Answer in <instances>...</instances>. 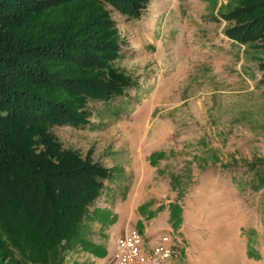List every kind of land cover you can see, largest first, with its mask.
Listing matches in <instances>:
<instances>
[{
  "label": "rangeland",
  "instance_id": "1",
  "mask_svg": "<svg viewBox=\"0 0 264 264\" xmlns=\"http://www.w3.org/2000/svg\"><path fill=\"white\" fill-rule=\"evenodd\" d=\"M238 4L151 0L139 20L105 7L120 47L109 65L133 84L89 101L84 127L49 128L109 175L54 264H105L109 232L125 221L146 237L128 214L139 177L137 199L178 207L172 226L157 220L147 236L178 247L170 264H264V51L226 37L222 15ZM111 202L118 213L108 222Z\"/></svg>",
  "mask_w": 264,
  "mask_h": 264
},
{
  "label": "trees",
  "instance_id": "2",
  "mask_svg": "<svg viewBox=\"0 0 264 264\" xmlns=\"http://www.w3.org/2000/svg\"><path fill=\"white\" fill-rule=\"evenodd\" d=\"M150 1L0 0V264H54L100 198L108 172L49 128L84 127L89 101L132 86L109 65L120 47L105 7L139 20ZM237 2L226 37L264 51V0Z\"/></svg>",
  "mask_w": 264,
  "mask_h": 264
},
{
  "label": "crops",
  "instance_id": "3",
  "mask_svg": "<svg viewBox=\"0 0 264 264\" xmlns=\"http://www.w3.org/2000/svg\"><path fill=\"white\" fill-rule=\"evenodd\" d=\"M147 165V164H146ZM124 177H126L124 175ZM142 177H139L138 181L134 184V186H137L139 184V182L141 181ZM120 184L121 186H123V182L120 180ZM133 186V188H134ZM132 188V190H130V199L131 202L129 201V205H128V214L130 216L135 214L134 216V223L135 225L144 228V232L146 233V237L143 239L144 241V251L148 252L155 244L152 240H150V238H147V236H150L151 231H150V227L153 226V224L155 225L157 220H162L166 227H170L172 226V222H170L171 220V216L173 214V212L178 208L176 204H173L174 202L172 201V199H168L166 203L160 204L158 202H145L144 198L141 199H137V197L139 195L144 194L143 191H141V193L139 194V192H137L136 190H134ZM145 196V195H144ZM102 197V196H101ZM100 197V198H101ZM99 198V199H100ZM98 199V200H99ZM97 200V201H98ZM113 201V200H112ZM136 201H139L138 206H140L141 208H138ZM96 203V202H95ZM112 207H109V210H107V214L109 213L111 215V218L109 217L108 219H105L106 222L108 220V222H111L113 217L118 213V207H116L112 202H111ZM136 205V206H135ZM135 206V209H134ZM172 213V214H171ZM173 217V216H172ZM153 220L154 222H152V224L147 225L146 223H148L146 220ZM149 220V221H150ZM151 225V226H150ZM119 227L113 228L115 231L111 230L108 234H109V254L108 257L106 258V260L110 257V255L112 254L113 250H114V245H115V241L117 238H119L120 236H122L125 232L129 231V230H135V229H129V225H127V222L125 221V223H123V225H118ZM137 231V230H135ZM138 232V231H137Z\"/></svg>",
  "mask_w": 264,
  "mask_h": 264
},
{
  "label": "built area",
  "instance_id": "4",
  "mask_svg": "<svg viewBox=\"0 0 264 264\" xmlns=\"http://www.w3.org/2000/svg\"><path fill=\"white\" fill-rule=\"evenodd\" d=\"M178 254V247L169 245L167 237L145 252L142 235L129 230L116 239L114 250L105 264H170Z\"/></svg>",
  "mask_w": 264,
  "mask_h": 264
}]
</instances>
